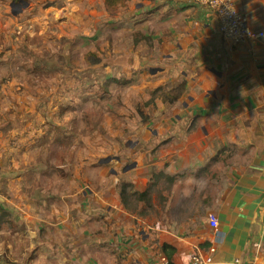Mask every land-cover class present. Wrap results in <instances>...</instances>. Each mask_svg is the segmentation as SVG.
<instances>
[{
	"label": "crops",
	"instance_id": "1",
	"mask_svg": "<svg viewBox=\"0 0 264 264\" xmlns=\"http://www.w3.org/2000/svg\"><path fill=\"white\" fill-rule=\"evenodd\" d=\"M84 1L61 10L58 0H38L27 10V0H0V34L3 23L22 32L38 21L50 52V37L85 34ZM238 8L264 31V0ZM91 15L108 23L114 44L126 37L132 56L92 75L100 59L88 53L82 81L62 77L70 61L33 60L24 76L47 72L43 113H0V168L11 167L3 177L11 176V220L25 251L44 264H158L168 254L190 264L198 251L215 264H264V38L228 43L216 13L193 0H98ZM103 86L109 113H79L88 104L80 96L98 100ZM118 88L122 125L110 109Z\"/></svg>",
	"mask_w": 264,
	"mask_h": 264
},
{
	"label": "rangeland",
	"instance_id": "2",
	"mask_svg": "<svg viewBox=\"0 0 264 264\" xmlns=\"http://www.w3.org/2000/svg\"><path fill=\"white\" fill-rule=\"evenodd\" d=\"M37 2L38 0H29V3L26 2V6L22 5L21 7L22 9L25 8L27 10H32L33 5ZM58 2L61 4L62 10L63 7H66L71 2V0H58ZM22 3L23 2L20 4ZM106 5H108V3ZM68 7H70V5H68ZM75 7L77 9V4ZM119 7L120 6L117 5L116 9H119ZM81 9L82 11L84 10L82 5ZM106 9L116 11L115 8L109 5ZM63 11H65V8ZM34 13L37 14L36 11ZM20 15L21 19L24 21L25 14ZM28 17L32 18L29 15ZM39 18L41 19L43 17H39L38 15L34 17V19ZM82 19L85 23V21L91 20L92 17L86 16ZM24 22L22 25H24ZM85 24V27L88 26V28L84 31L85 34H79L78 37H50V40L52 41L49 43L50 52H46L47 50H45L47 41H45V34L41 32L40 22L36 21L34 23H28V27L32 25L35 30L27 31L22 28V32H13L12 27L11 32H7L4 28V23L2 24L0 34V113H14L17 120L23 116L24 113H43L42 108L39 105V89L42 87L40 77L42 76L46 78L47 72L45 71L43 75H40L39 70L34 71L33 74L35 78L33 80H26L24 76L26 70H31L38 63L33 60L53 61L56 57H58L57 60L60 62L70 61L73 67L71 69H63L61 72L63 73V71H66L67 76L62 77L64 79H68L70 77L80 75L82 81L88 73L87 68H84L82 63H91L85 58L88 53H91V57H97L100 59L99 62L92 63L96 64L95 69L90 70L92 75H102L107 72L108 70H106L105 67L110 63L116 62V56L121 57L123 62L126 58H130L132 56V53L126 54V50L128 48L126 46V37L120 44H114L115 42L113 39L110 40L108 37H104V31L108 28V23L104 22L103 19L100 21L97 20L96 22L89 21ZM97 28H99V31L95 32ZM121 28L125 29V27ZM115 35L119 38L122 34L116 33ZM137 39H139L138 35ZM54 40H56V42H53ZM115 41L117 42L118 40L116 39ZM130 44H132V41H130ZM111 51H113V53L109 54ZM121 52L126 55L125 58L122 57ZM117 63L119 64L118 61ZM119 70L120 67L117 66L116 69L110 70V72H118ZM132 72L133 74L135 73L133 68ZM51 74L54 76L56 75V72L51 71ZM3 85L4 89L8 91L11 90L12 95L9 100L7 99V93L3 89ZM90 87L93 86L90 85ZM32 91H35V94L33 100H30V98L33 97ZM103 91L104 86L101 90L97 91V94L100 96L98 100H94L90 95H81L80 99H85L88 104L80 103L79 113H109V111L106 110V107H108L109 104L102 98ZM148 91L151 92V90ZM89 92L92 94L95 93L93 89ZM119 93L120 88L115 91L118 101L112 99V108H110L112 111L119 110V112L112 113H121L123 106L125 105V103L119 98ZM122 114L123 113L120 114L121 125L124 121L121 116ZM3 120L7 121L6 119ZM111 121L112 125L117 124L115 118L111 117ZM3 169H6V167L0 168V170ZM5 174L11 175V167H8L4 172H0V203L11 213V176L3 177ZM20 239L21 235L16 234L14 231L12 220L8 225L4 226L0 230V264H44V262L34 254V252L30 250L25 251L26 248L24 246V242H22L23 240L20 242ZM18 242L20 244H17ZM31 255L32 258H30Z\"/></svg>",
	"mask_w": 264,
	"mask_h": 264
},
{
	"label": "built area",
	"instance_id": "3",
	"mask_svg": "<svg viewBox=\"0 0 264 264\" xmlns=\"http://www.w3.org/2000/svg\"><path fill=\"white\" fill-rule=\"evenodd\" d=\"M195 3L208 7L214 11L219 21V33L225 41L232 45H240L250 40L264 38V31L256 30L249 24V19L238 8L240 0H193ZM233 7L237 15H233ZM210 225L218 227L219 221L215 214L209 215ZM259 259H242L237 257L232 264H259ZM158 264H169L166 258H162ZM190 264H215L212 254L198 251L191 259Z\"/></svg>",
	"mask_w": 264,
	"mask_h": 264
},
{
	"label": "trees",
	"instance_id": "4",
	"mask_svg": "<svg viewBox=\"0 0 264 264\" xmlns=\"http://www.w3.org/2000/svg\"><path fill=\"white\" fill-rule=\"evenodd\" d=\"M29 1V0H27ZM184 84L176 87L170 94L172 100L176 99L180 94H183ZM11 222V213L0 203V230ZM169 264L172 263V257L168 254L167 258Z\"/></svg>",
	"mask_w": 264,
	"mask_h": 264
},
{
	"label": "flooded vegetation",
	"instance_id": "5",
	"mask_svg": "<svg viewBox=\"0 0 264 264\" xmlns=\"http://www.w3.org/2000/svg\"><path fill=\"white\" fill-rule=\"evenodd\" d=\"M98 0H85L83 6H85L86 16L92 17L91 11L96 7ZM90 20L86 21L89 22Z\"/></svg>",
	"mask_w": 264,
	"mask_h": 264
},
{
	"label": "clouds",
	"instance_id": "6",
	"mask_svg": "<svg viewBox=\"0 0 264 264\" xmlns=\"http://www.w3.org/2000/svg\"><path fill=\"white\" fill-rule=\"evenodd\" d=\"M233 15H237L238 13L236 12L235 8L233 7V11H232Z\"/></svg>",
	"mask_w": 264,
	"mask_h": 264
}]
</instances>
